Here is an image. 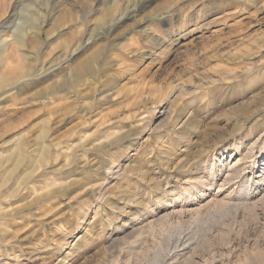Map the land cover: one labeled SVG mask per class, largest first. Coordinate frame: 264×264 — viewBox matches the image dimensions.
I'll return each instance as SVG.
<instances>
[{"label": "rangeland", "instance_id": "374dc122", "mask_svg": "<svg viewBox=\"0 0 264 264\" xmlns=\"http://www.w3.org/2000/svg\"><path fill=\"white\" fill-rule=\"evenodd\" d=\"M14 1L0 0V24L9 17ZM22 1L34 4L22 18L30 16L34 24L44 19L39 47L29 48L34 58L28 65L33 69L41 63L48 67L60 62L67 53L66 43L72 40L70 44L76 46L85 36L84 26L74 17L78 21L84 15L90 17L87 25L91 28L99 24L96 19L109 18L97 0L83 5L80 0ZM128 2L138 8L137 19L158 15L166 6L174 8L170 27L176 33L168 35L169 25L156 21L140 26L150 29L141 33L130 20L114 32L115 36L128 34L118 40L119 50L110 54L103 47L104 33L101 38L95 35L101 30L93 32V37L88 33L87 38H98L95 44L60 65L59 72L42 85L8 98L0 92L1 156L11 152L3 144L9 137L3 136L7 126L16 127L11 135H22L24 148L31 151L29 163L19 168L4 190L17 191L0 195L4 208L0 210V264H264V202L237 215L232 208H220L208 215L202 210L198 216L174 215L156 222L180 207L176 194L198 178L211 177L214 184L194 197V208L214 195L230 204L241 199L244 202L237 203L264 201V179H260L264 166V47H260L264 0ZM14 15L21 16L20 8ZM51 17L70 21L52 27ZM7 37L12 44L10 34ZM156 39L161 43L158 47L153 46ZM98 47L104 49L92 72L102 73L99 83L82 84L80 94L45 97L44 104L34 99V94L60 81L67 69ZM14 48L11 60L18 73L20 53ZM140 53L150 54V59ZM0 60L1 77L9 69L8 53ZM212 69L237 74L194 91L193 85L201 84L199 76L219 79L212 76ZM43 125L48 129L51 159L38 167L36 146ZM108 134L122 135L125 143L103 152L100 149L107 145L103 142L113 137ZM237 160H241L242 175L226 181L227 164ZM27 166L36 170L18 184ZM58 180L70 185L66 193L43 198V186ZM243 190L248 193L240 197ZM179 239L189 247L175 249ZM173 251L178 254L173 256Z\"/></svg>", "mask_w": 264, "mask_h": 264}, {"label": "bare ground", "instance_id": "6f19581e", "mask_svg": "<svg viewBox=\"0 0 264 264\" xmlns=\"http://www.w3.org/2000/svg\"><path fill=\"white\" fill-rule=\"evenodd\" d=\"M61 2L63 0H60ZM98 5L100 7V10L104 9L106 10L107 14H108V21L104 20L103 17L100 19H96L98 20L99 24H95V26L93 28L89 27L87 25L88 21L91 20L88 17H86V15L82 16V18H79L78 21V16L74 17V20L77 22V24H79L80 26H84L83 29H85V36L81 37L78 40V44L76 43V46L74 45L75 43L73 42V44H70L71 41L69 43H66L65 46V50L67 51L66 56L64 59H62L60 62L54 64V65H49L48 67H46L45 63H41L40 65H38V67L35 69L29 67V62L34 58H31V54L29 52V48L32 47V49L38 48L39 47V40H37V38H40V31L43 28L44 25V19L41 20L40 23L38 24H34L31 23V17L30 16H26L25 18H22L24 11H26L27 9H31L32 6L31 4H33L31 2L24 4L22 0H15L14 1V5L13 8L10 10V14L9 17L7 18V20H5L4 22H2L0 24V59L1 57H5L6 53H8V60L9 62H7L9 69H7L6 67V73L5 75L0 77V92H2L3 94L6 93L5 95H3V97L5 96L6 98L10 97L12 94L16 93V95H21L20 91H22L23 93H25L26 91H28L30 88H33L35 86L38 87L39 84L42 85V83H44L48 78L52 77L53 75H55L59 72L57 71L60 67V65L66 63L68 61H70L71 59H73L77 54H79L83 49L85 48H89L91 47V45H94L96 42V39L98 38H91V37H86L88 33H91L90 35H92L93 37V32H96L98 30H101V33L95 34L96 36H99L101 38V36L103 35L102 33H104V37L102 40H104L105 44L103 47L107 48L109 51L108 53L110 54L113 50H119V43L118 40L122 39L124 36H126L128 33L122 35V36H118L116 37L114 32H116L118 29H120L121 27L123 28V26L128 22V21H133L134 22V30L140 28V26L147 24L151 21H156L160 24H165V25H169V27H172V20L174 19V13L175 11L173 10L174 8L166 6L164 9H159L161 11V13H159L158 15H154V14H147L146 16H144L141 19H137L138 17V8H135V5L133 6H128V0H97ZM188 1V0H187ZM80 2H84L89 4V0H80ZM177 2V1H176ZM176 2H174V4H176ZM92 3V2H91ZM123 4L124 7L122 9H120V5ZM34 5V4H33ZM83 5V3H82ZM122 5V6H123ZM181 5V4H180ZM176 6V5H175ZM46 7V6H45ZM73 7V6H72ZM80 7V6H79ZM83 7V6H82ZM20 8V14L21 16L19 17H14V13L17 9ZM85 7H83L84 9ZM95 10V9H94ZM92 11L93 13H95V11ZM103 10V11H104ZM103 11H101L102 13H104ZM27 12V11H26ZM90 11L89 14L92 13ZM141 12V11H140ZM139 12V13H140ZM159 12V11H158ZM70 15L72 16V11H70ZM85 13V12H84ZM105 13V14H106ZM34 15V14H33ZM44 14H42L43 16ZM58 15V14H57ZM74 15V14H73ZM41 16V14H40ZM88 16V15H87ZM91 16V15H90ZM39 17V16H38ZM36 17V18H38ZM57 17V16H56ZM100 17V16H99ZM44 18V17H43ZM92 18V17H91ZM68 19V18H67ZM67 19H64L61 21V19L59 20V18H53L51 17L50 21H51V26L54 27L55 25H61L63 26V24L66 23ZM89 19V20H87ZM69 20V19H68ZM36 21V20H35ZM38 21V20H37ZM70 21V20H69ZM60 22V24L58 23ZM62 22V23H61ZM65 22V23H64ZM90 22V21H89ZM58 23V24H57ZM91 23V22H90ZM60 26V28L62 27ZM171 27L168 30V35H173L174 33H176V30L171 29ZM55 29V28H54ZM127 29V28H126ZM141 30H138V32L141 31L142 32H149L150 29L148 30L147 28L143 27L140 28ZM133 30V31H134ZM131 31V30H130ZM81 32V31H80ZM129 32V30H128ZM77 33V32H76ZM75 34H71V35H76ZM151 33V32H150ZM167 33V32H166ZM10 34V36L12 37V44L10 42V38L8 39L7 35ZM78 34V33H77ZM149 34V33H147ZM153 34V32H152ZM49 34L46 33V36H48ZM121 35V34H120ZM89 36V34H88ZM75 37V36H73ZM70 38V37H69ZM68 38V39H69ZM72 38V37H71ZM73 39V38H72ZM151 39V38H150ZM70 40V39H69ZM145 40V39H144ZM122 41V40H121ZM259 41V40H257ZM65 43V42H64ZM100 43V42H99ZM91 44V45H89ZM161 43L159 42V39H156L155 42L153 43V46L158 47ZM89 45V46H88ZM14 46H16V48H14ZM72 46H75L72 48ZM88 46V47H87ZM121 46V45H120ZM12 47L14 48L13 50H17L20 54H19V58L21 61V65L19 66L20 71L17 73V71H15L16 69L14 68V65L12 64L13 61L11 60V50ZM101 47V48H103ZM260 47H264V43L260 42ZM34 48V49H35ZM97 48V47H96ZM99 48V47H98ZM101 48L94 50L92 52H90V54H88V56H86L82 61L76 63L71 69H67V72H64L61 76H60V81H55L49 85H47L42 91L38 92L37 94H34V99L39 100V102L41 104H44V98L45 97H55L57 94H62V95H69L72 93H78L80 94V86L82 84H90L93 85L95 83H99V79L102 75V73H98V72H92V69L95 67V65L98 64V59L99 55H100V50H102ZM121 48V47H120ZM259 48V47H258ZM104 49V48H103ZM64 50V51H65ZM104 51V50H103ZM13 52V51H12ZM65 53V52H64ZM102 53V52H101ZM148 54L145 53H140L139 56L143 57V58H147L150 59V54L147 56ZM34 56V55H33ZM78 56V55H77ZM76 56V58H77ZM154 56V55H153ZM152 56V57H153ZM244 56V55H243ZM238 57V56H237ZM232 58V57H231ZM244 58V57H243ZM14 59V58H13ZM246 59V58H245ZM159 60V59H158ZM232 60V59H231ZM4 61V60H3ZM233 61V60H232ZM1 62V60H0ZM73 62V61H72ZM75 62V61H74ZM108 63V62H107ZM106 64V63H105ZM260 64V63H259ZM10 65H13L12 67ZM7 66V65H6ZM7 66V67H8ZM64 66V65H63ZM259 67V66H258ZM257 67V68H258ZM4 68V70H5ZM95 69V68H94ZM1 70V69H0ZM3 70V69H2ZM63 71V70H62ZM61 72V71H60ZM211 72L214 73V75L212 76H217L219 79H213L214 77H207V75H202L199 76V78L197 80H199V82L201 84H198L196 86L193 85V87L196 89H194V91H197V88L201 89L203 84H213V82L215 81H219L220 79H225L227 77H229L231 74H237V73H233L231 70H222V69H212ZM238 76V75H237ZM232 77V76H230ZM216 78V77H215ZM235 78V77H234ZM117 80V78H116ZM221 80V81H222ZM216 83V82H215ZM220 83V82H218ZM186 84V83H185ZM83 85V87L85 86ZM191 85V84H190ZM40 86V85H39ZM87 86V85H86ZM186 86V85H185ZM201 86V87H200ZM207 86V85H204ZM203 86V87H204ZM90 87V86H89ZM89 87H87L89 89ZM187 87V86H186ZM78 88H80L78 90ZM184 88V87H183ZM92 89V88H91ZM91 91V90H90ZM94 91V89H92V92ZM187 91V90H186ZM193 91V92H194ZM192 92V93H193ZM182 91L178 94V95H182L181 94ZM85 95V94H84ZM101 95V94H100ZM2 97V96H1ZM87 97V96H86ZM10 101V100H9ZM176 101V100H175ZM179 101V100H178ZM6 102V101H5ZM249 105V104H248ZM164 108V107H163ZM86 111V110H84ZM188 121V120H187ZM169 124V123H168ZM4 129V134H8L7 136H9L6 140L3 141L4 145L9 146V148H11V152L8 154H5L4 157L1 156L0 153V160L1 165H0V171L6 167H9L8 172L4 173V174H0V195H10L13 194L17 191L13 190L11 191V193L9 192H5L4 190L6 188H8V183L11 181L12 177L14 175L17 176L18 174V170L20 167H22V165H25L26 161L28 162L29 160H27V154L29 155L31 153L27 152V148H24V143H22L23 140V136H17V135H11V133H13V130L16 129L15 126L13 127H9ZM132 128V127H131ZM41 142L36 146L39 148L38 152V158H36L37 160L35 161V159L33 161L37 162L38 167L39 166H44L47 165L48 162L51 159V153H50V146L48 145L46 142V137H47V133H48V129L46 128L45 125H43L41 128ZM22 132V131H21ZM80 132V131H79ZM128 133V132H127ZM129 135V133H128ZM12 136H15L12 137ZM109 136H113V134H108ZM124 136L125 133H124ZM25 137V135H24ZM105 137V136H104ZM129 138V137H128ZM2 139V138H1ZM80 139V138H79ZM101 138H97L95 140H98ZM105 139V138H104ZM107 139V137H106ZM124 137L122 135L118 136V137H111L110 140H108V142L106 141L105 143L103 142L104 145L100 150H104L106 147L111 148V147H122L121 143L123 141ZM125 141V140H124ZM123 141V142H124ZM131 141V140H130ZM129 141V142H130ZM125 143V142H124ZM37 144V143H35ZM98 144V143H96ZM129 144V143H128ZM93 145V144H92ZM95 145V144H94ZM1 146V145H0ZM128 146V145H126ZM131 145H129L127 148H130ZM93 148V147H92ZM92 150V149H91ZM110 150V149H109ZM115 150V149H113ZM62 151V150H61ZM249 151V150H247ZM37 152V153H38ZM54 152V151H53ZM101 152V151H99ZM104 152V151H103ZM107 153V152H106ZM110 153V152H109ZM108 153V154H109ZM248 153V152H247ZM65 154V153H64ZM249 154V153H248ZM69 155V154H68ZM83 155V154H82ZM66 156V155H65ZM245 156V155H243ZM70 158V157H69ZM68 158V159H69ZM205 158V157H204ZM55 159V158H54ZM52 159V160H54ZM244 159V158H243ZM246 159V157H245ZM66 160V159H65ZM247 160V159H246ZM32 161V162H33ZM56 161V160H55ZM64 162V161H63ZM239 162H241V160H237L236 162H234V164L231 165V163L227 164V176L228 179L226 181H229V179L232 181V179H238L240 178L241 174V167L239 166ZM29 163V162H28ZM99 163V162H98ZM245 163V162H244ZM34 164V163H31ZM54 164V161H53ZM101 164V163H100ZM242 164V163H240ZM36 165V168H37ZM58 165V164H57ZM105 165V164H104ZM68 166V165H67ZM101 166V165H100ZM241 166H244L243 164ZM26 170H24L23 172V176H20V179L18 181V184L23 183V181L25 182L27 179H29V177L31 176V174L36 170L35 167H29ZM55 167V166H54ZM72 167V166H71ZM99 167V166H98ZM97 167V169H98ZM102 167V166H101ZM246 167V166H245ZM244 167V168H245ZM24 168H26L24 166ZM58 168V167H57ZM64 168V167H63ZM62 168V170H63ZM56 169V168H55ZM60 169V167H59ZM65 169V168H64ZM127 169V168H126ZM47 170V169H46ZM68 170V169H67ZM95 170V169H94ZM100 170V167H99ZM211 170V169H210ZM246 170V169H245ZM248 170V169H247ZM48 171V170H47ZM55 171V170H54ZM58 171V170H57ZM108 171V170H107ZM41 172V171H40ZM69 172V171H68ZM243 172V171H242ZM64 173V172H63ZM62 173V175H63ZM97 174V173H96ZM212 174V173H211ZM245 174V173H244ZM70 177V176H69ZM80 177V175H79ZM200 177V176H199ZM243 177V176H242ZM82 178V177H81ZM107 178V177H106ZM202 178V176H201ZM225 178V176H224ZM18 178H16L17 180ZM58 179V178H57ZM196 179V178H195ZM260 179L263 180L264 179V166L262 168V175H260ZM225 180V179H224ZM68 181V180H67ZM183 181V180H182ZM192 181V180H191ZM239 181V180H238ZM71 182V181H70ZM223 182V181H222ZM75 183V182H74ZM82 183V182H81ZM246 183V182H245ZM16 184V183H15ZM34 184V183H33ZM214 184L213 178H208L207 180H200V178L194 180L191 182V184H189V186L182 192L180 191L178 194H176L177 198H175V202H179L180 203V207L176 209V211H174V213H169L166 215H163L159 218H157L156 222H160L162 220H167L169 219L170 216H178L179 218H183V217H187V216H198L202 213V210H206V214H210V211H215L220 208H232L235 210V215L239 214L240 211H245V210H255L258 205L260 203H263V198H258L259 200H251L245 204H239L237 202L230 204V200L226 201L225 198L221 199V198H215L216 196H211V199H209V201H207L205 204H203L202 206H197V207H192L191 204H193L194 202V197L197 196V194L199 193V191L203 192L202 189L205 188V186H210ZM238 184V183H237ZM222 185V184H221ZM227 185V184H225ZM72 186V185H71ZM70 187V185H67L66 183L62 182L61 180H58V182L56 183L55 181H51L48 182L47 184H45V186H43L42 189H44V191H46L44 193V195L42 196L43 198H47L49 196H54L56 195H61L66 193V190ZM18 188V187H17ZM209 188V187H207ZM13 189V188H12ZM15 189V188H14ZM41 189V190H42ZM214 189V188H213ZM219 189H222L219 188ZM35 190V189H34ZM40 190V191H41ZM223 190V189H222ZM37 191V190H36ZM43 191V190H42ZM218 191V190H217ZM221 191V190H220ZM36 193V192H35ZM39 193V191H38ZM69 193V192H68ZM67 193V194H68ZM217 193V192H216ZM248 193V190H243L240 193V197L245 196ZM232 194V193H231ZM37 195V194H36ZM66 195V194H65ZM99 195V194H98ZM35 196V194H34ZM231 196V195H230ZM263 196V195H262ZM33 197V196H32ZM235 197V196H234ZM39 198H36V201ZM230 199V198H229ZM241 199V198H240ZM233 201V200H232ZM241 202H244V200H240ZM239 201V202H240ZM30 204V203H29ZM27 204V205H29ZM262 205V204H260ZM4 209L2 206V201L0 199V210ZM16 210V209H15ZM222 211V210H221ZM219 211V212H221ZM224 211V210H223ZM229 211V210H228ZM226 212V211H225ZM231 212V211H230ZM11 213V212H10ZM213 213V212H212ZM231 214V213H230ZM4 215V214H3ZM213 216H215L213 214ZM243 216V215H242ZM5 217V215L3 216ZM235 217V216H234ZM1 218V217H0ZM5 219V218H3ZM178 223V222H177ZM151 224V223H150ZM163 224V223H162ZM140 226V225H139ZM179 226V225H178ZM202 226V225H201ZM134 228H132L133 230ZM143 229V228H140ZM136 230V229H135ZM134 230V231H135ZM141 231V230H140ZM136 232V231H135ZM192 233V232H191ZM182 236V235H181ZM112 239V238H111ZM114 239V238H113ZM112 239V244L115 243V241H113ZM179 243V245H178ZM111 244V243H110ZM109 245V244H108ZM181 246V250L183 251L186 248H188L189 246L185 243H182V240H178L177 241V245L175 247V249H178ZM109 247V246H108ZM111 247V246H110ZM191 249V248H189ZM179 250V249H178ZM130 252V251H129ZM176 252V251H175ZM181 253V252H180ZM173 254H176L172 253ZM178 254V253H177ZM176 254V255H177ZM188 254V253H187ZM190 254V253H189ZM193 254V253H192ZM174 256V255H173ZM172 256V257H173ZM189 256V255H188ZM168 257V256H167ZM166 257V258H167ZM170 257V256H169ZM178 257V256H177ZM181 257V256H180ZM191 258V257H190ZM188 259V258H187ZM167 260V259H166ZM176 260V259H175ZM169 261V260H168ZM183 261V260H182ZM62 262V261H61ZM171 263V262H170ZM162 264V263H160Z\"/></svg>", "mask_w": 264, "mask_h": 264}]
</instances>
